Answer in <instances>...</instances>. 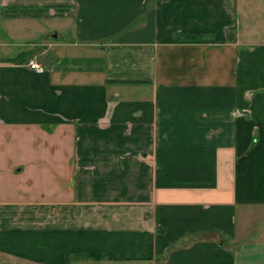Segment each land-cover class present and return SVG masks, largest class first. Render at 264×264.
I'll return each instance as SVG.
<instances>
[{"label":"crops","instance_id":"0c3cea01","mask_svg":"<svg viewBox=\"0 0 264 264\" xmlns=\"http://www.w3.org/2000/svg\"><path fill=\"white\" fill-rule=\"evenodd\" d=\"M237 4L0 0V264H264L237 226L264 219V40Z\"/></svg>","mask_w":264,"mask_h":264},{"label":"rangeland","instance_id":"374dc122","mask_svg":"<svg viewBox=\"0 0 264 264\" xmlns=\"http://www.w3.org/2000/svg\"><path fill=\"white\" fill-rule=\"evenodd\" d=\"M264 0H238L237 4V17H238V34L240 36H246L247 32H250V36L253 40H264ZM66 37L71 39L72 33L70 30H66ZM251 220L249 224L248 221ZM245 224L248 225L250 237H255L258 232H264V219L259 216L249 215V218L244 217L241 211L238 209L237 213V226L242 228ZM75 264V263H72ZM80 264V263H79ZM81 264H101L93 261Z\"/></svg>","mask_w":264,"mask_h":264},{"label":"built area","instance_id":"2783aa9c","mask_svg":"<svg viewBox=\"0 0 264 264\" xmlns=\"http://www.w3.org/2000/svg\"><path fill=\"white\" fill-rule=\"evenodd\" d=\"M29 65H30V67H31L32 69H35V70H37V71H39V72H42V71L44 70L43 65L40 64L39 62L35 61V60H31V61L29 62Z\"/></svg>","mask_w":264,"mask_h":264},{"label":"trees","instance_id":"16d2710c","mask_svg":"<svg viewBox=\"0 0 264 264\" xmlns=\"http://www.w3.org/2000/svg\"><path fill=\"white\" fill-rule=\"evenodd\" d=\"M88 255H90V256H96V255H100V254H88Z\"/></svg>","mask_w":264,"mask_h":264}]
</instances>
